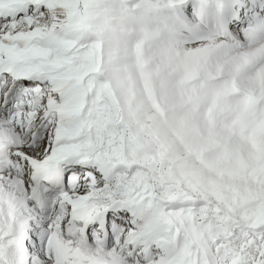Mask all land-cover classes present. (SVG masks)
Returning a JSON list of instances; mask_svg holds the SVG:
<instances>
[{"label": "snow or ice", "instance_id": "1", "mask_svg": "<svg viewBox=\"0 0 264 264\" xmlns=\"http://www.w3.org/2000/svg\"><path fill=\"white\" fill-rule=\"evenodd\" d=\"M0 264H264V0H0Z\"/></svg>", "mask_w": 264, "mask_h": 264}]
</instances>
